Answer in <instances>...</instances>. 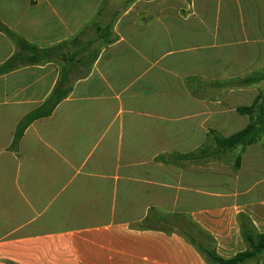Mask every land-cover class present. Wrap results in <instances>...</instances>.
<instances>
[{
    "label": "crops",
    "instance_id": "obj_1",
    "mask_svg": "<svg viewBox=\"0 0 264 264\" xmlns=\"http://www.w3.org/2000/svg\"><path fill=\"white\" fill-rule=\"evenodd\" d=\"M105 3L122 0H0V23L50 48L76 38ZM114 33L118 42L91 74L28 128L18 155L10 150L17 126L48 99L60 66L0 75V264H207L181 234L186 227L210 236L224 258L247 249L239 215L264 233V138L239 171L156 163L196 151L209 130L238 133L226 121L238 118L239 94L249 107L264 82L228 92L214 85L264 71V0H137ZM16 52L0 32V67ZM189 78L206 81L213 96L194 97ZM240 116L249 119L244 130L251 119Z\"/></svg>",
    "mask_w": 264,
    "mask_h": 264
},
{
    "label": "trees",
    "instance_id": "obj_2",
    "mask_svg": "<svg viewBox=\"0 0 264 264\" xmlns=\"http://www.w3.org/2000/svg\"><path fill=\"white\" fill-rule=\"evenodd\" d=\"M137 0H128L125 6L111 14L108 4L100 9L94 21L86 26L76 38L70 42L50 48H39L28 44L24 39L10 31L0 23V32L14 42L16 54L2 67L0 75L10 73L23 66L56 62L60 66V77L57 85L45 103L26 115L18 124L10 150L18 155L20 143L30 126L38 120L50 118L56 108L73 92L76 82L87 78L99 59L102 50L118 42L119 37L114 33L117 18L126 8ZM190 1V0H188ZM63 58L66 61L63 62ZM264 82V71L236 78L226 82L215 83L214 90L228 92L256 86ZM186 86L190 93L198 99H209L211 86L199 78H189ZM239 115L250 117V124L242 131L224 137L216 130H209L207 141L199 149L188 154L172 153L160 156L158 163L187 168L192 165H204L210 162L231 164L234 171H239L244 153L248 147L259 143L264 138V90L251 106L240 107ZM235 162L230 159L233 157ZM228 161V162H226ZM241 234L246 244V251L232 258L221 257L213 239L199 231L196 227L188 226L181 234L195 246L204 257L207 264H248L251 261L264 259V233H259L245 214L238 217Z\"/></svg>",
    "mask_w": 264,
    "mask_h": 264
},
{
    "label": "rangeland",
    "instance_id": "obj_3",
    "mask_svg": "<svg viewBox=\"0 0 264 264\" xmlns=\"http://www.w3.org/2000/svg\"><path fill=\"white\" fill-rule=\"evenodd\" d=\"M126 3H127V0L126 1L122 0V3L118 4L117 6H115V5L112 6V4L109 3L110 6L108 8V11H109V13L111 12V14H110V16L108 18V22L111 21V19L113 18V13H115L117 10L121 9L122 6H125ZM209 94H210V97L213 96V93L211 91H209ZM247 97H248V95L239 94L238 101L236 103V107H238V108L242 107V106L247 107L248 106V101H246V100L243 101V98L245 99ZM214 120L216 121L217 118L215 117ZM248 123H249L248 117H241L240 115H238L237 120H236V118H234V119H230V120L226 121V124L233 125V129L232 130H236V131L238 130V132L241 131L244 128V126H246V124H248ZM166 155H168V154H166ZM162 156H164V155H162ZM158 157H160V156H157V158ZM234 157L235 156H233L230 159L233 163L235 162ZM226 162H228V161H226ZM156 163H158V161H156Z\"/></svg>",
    "mask_w": 264,
    "mask_h": 264
}]
</instances>
